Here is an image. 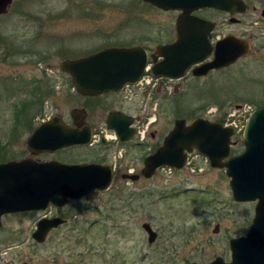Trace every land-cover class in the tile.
Instances as JSON below:
<instances>
[{
    "label": "rangeland",
    "instance_id": "1",
    "mask_svg": "<svg viewBox=\"0 0 264 264\" xmlns=\"http://www.w3.org/2000/svg\"><path fill=\"white\" fill-rule=\"evenodd\" d=\"M10 5L0 15V162L28 157L24 140L39 122L59 116L69 124V109L82 107L95 144L38 159L115 162L116 167L113 181L92 201L72 199L59 209L4 216L0 264H203L215 256L229 262L227 242L248 230L255 204L232 199L222 168L210 167L192 152L177 171L158 169L150 179L134 182L120 175L141 169L144 156L160 145L175 118L231 125L235 134L229 153L238 155L249 111L264 106V49L214 74V80L183 78L179 89L169 84L156 92L144 90L146 78L120 95L82 97L72 90L70 77L59 72L61 60L107 46L165 42L176 12L141 0H12ZM259 42L264 44L256 38L254 48ZM33 87L42 94L31 105L25 103L22 113L21 102L31 100ZM110 110L136 115L140 145L112 146L116 137L103 124ZM101 137L109 147L98 144ZM43 213H55L63 222L35 243L30 234ZM145 222L156 232L153 243L141 229Z\"/></svg>",
    "mask_w": 264,
    "mask_h": 264
},
{
    "label": "water",
    "instance_id": "2",
    "mask_svg": "<svg viewBox=\"0 0 264 264\" xmlns=\"http://www.w3.org/2000/svg\"><path fill=\"white\" fill-rule=\"evenodd\" d=\"M162 11L179 12L174 20L176 41L160 44L154 55L162 56L161 62L151 67L155 77H180L193 62L202 61L212 50V60L194 67L192 74L202 76L214 68L221 69L242 58L249 48L247 42L237 37H225L213 46L206 37L212 24L194 16L191 12L201 8L225 10L229 14L243 12L241 0H141ZM12 0H0V15H5ZM145 51L139 46H107L97 51L63 59L58 70L69 76L72 90L82 97H97L99 94L119 93L122 88L136 84L145 68ZM152 54V58H153ZM71 124L67 125L58 116L39 122L24 140V148L31 156L0 162V228L1 219L10 213L46 210L48 206L60 208L72 199L94 200L109 186L111 172L106 164L81 162L66 164L62 161L33 159L38 153L56 152L70 146L87 145L91 141V128L83 126L82 107L69 109ZM103 119L104 127L113 130L118 141L133 139L132 117L110 110ZM241 133L243 149L238 155H230L231 125L221 121L210 122L196 117L190 124L175 118L159 147L142 160V178H150L157 169H181L186 166L188 154H201L210 167L222 168L228 178L229 190L235 202H252L253 218L243 236L228 240L230 261L214 257L203 264H264V106L249 111ZM105 140L101 137V141ZM134 181L138 175H126ZM63 220L39 218L30 237L42 243L47 233L61 225ZM217 233V225H213ZM146 241L153 243L156 232L149 223L141 224ZM23 264H26L23 262ZM190 264H196L192 262Z\"/></svg>",
    "mask_w": 264,
    "mask_h": 264
},
{
    "label": "flooded vegetation",
    "instance_id": "3",
    "mask_svg": "<svg viewBox=\"0 0 264 264\" xmlns=\"http://www.w3.org/2000/svg\"><path fill=\"white\" fill-rule=\"evenodd\" d=\"M241 1H242V3H244L246 5L245 9L243 10V12H237V13L233 12V14H229L225 10H217L215 8H204L203 7L201 9L196 10V11L193 10L191 13L194 14V16L200 17V16L196 15V13L201 12L202 10L204 12H210L209 13V14H211L210 17H205L204 15L201 16V17L204 18L205 20L209 21L212 24V29H210L208 31L207 35H206V37L208 38L207 41H208V43L211 46H213V44L215 42L217 43L218 41H221L225 37H227V38L228 37H237L239 40L247 42L249 48H248L247 53L245 54L244 57L236 59L234 63H232L230 65H226L225 67H223L221 69L214 68V69H212L210 71H206V73L204 75H202V76H197L195 74H192L194 67H199V66L203 65V63L211 61L213 59L212 58V50L213 49H212L211 53L207 57L205 56L202 61L193 62V64H191L189 67L185 68V72H183V75L178 77V78H176V77L169 78V77H165V76L155 77L153 75V73L150 72V70H151V67L153 66V64L156 65V64L161 62L162 56L154 55L153 54L155 52L154 48L157 45H160V44L167 45V44H171V42H173V41H176V28H175V23H174V26H172L170 28V31H167L168 37H167V40L165 42L163 41V42H160V43H156L154 46L152 45V47L151 46L149 47V46L143 45V44H139L142 47L143 51L146 52L145 56H146L147 64H145V68L143 70V73L140 75V78L136 82V84H130V85L125 86L124 88H129L130 89L132 87H135V85H137L138 82H140V83H142L143 81L145 82L146 78L148 80H147V84L143 85L144 90H150V89L153 88L156 92H160L164 88L167 89V87H169V84H171L172 89H173V87L176 88V89H179L183 78L190 79V80H193V81L194 80H198L199 81V80L204 79V78L213 79L214 80L215 78H212L214 76V74H216L215 77H217V73L223 72V71H225L227 69H229V70L232 69V67H235L236 64H239V62L241 60L245 59L246 56L251 54L252 52H255V51L261 52V51H263V49H264V44L263 43L259 42L260 47H255V48L253 46V43H254L256 38H260V39L264 40V0H241ZM178 13L179 12H176V15ZM152 54H153V58H152ZM124 88H122V89H124ZM110 93H113V92L109 91L108 94H110ZM120 93H121V90H120L119 93H114V94L120 95ZM95 98H97V97H95ZM83 110L85 112L84 108H83ZM116 111L124 113L123 110H116ZM124 114H126V113H124ZM126 115H129V114H126ZM129 116L132 117L131 126L134 127V131H135L134 134H133V139H131L130 141L119 142L117 140L118 137L115 136L114 131L113 130H109L110 132L112 131L113 134H114V137H116V139L114 141H112V143H113L112 146H114V145L115 146H122L124 143H126V144L127 143H132V145H136V146L140 145V142H138V141H140L139 140V136H138V128L140 126L138 124H141V122L136 117V115H129ZM84 117L85 118H84L82 124H83V126L85 125V126H88L89 128H91V141L87 145L83 144V145H80V146L90 147L91 148V145L95 144L94 138H92V134H93L92 130H93V128H92L91 124L86 123V121H85L87 119L86 113L84 114ZM66 124L70 125L71 124V120H70L69 124L68 123H66ZM32 129H31V132H32ZM98 144H100L101 146L105 144L106 147H109V142H105V140H103V141L99 140ZM80 146H70L69 148H66V149H62L61 148V149L57 150L54 153L53 152L38 153V155L33 157V159L42 160V161H49L48 159H41V158L38 159V157H39V155L40 156L41 155L42 156H48V155L52 156V155H55V154L59 153V151L69 150L71 147L78 148ZM157 147H159V145H155V148H157ZM155 148L152 149L151 152H153L155 150ZM28 156H31L30 153L28 154ZM52 160L53 161H58V162H60V161L64 162L63 160H60V161L57 160V159H52ZM81 162H84V161H81ZM81 162L71 161V162H64V163H66V164H71V163L81 164ZM92 162H94V161H92ZM92 162H87V163H92ZM96 164L102 165V164H106V163L105 162H101V163H96ZM115 164H116L115 162L113 164H110V165L106 164V166H109L110 169H112L111 182L113 181L112 178H113L115 167H116ZM164 169H166V168H164ZM168 169H170V168H168ZM140 170H142V168ZM140 170H138V168H136V169L134 168L131 171L124 172L123 174L120 175V177L122 179H124V178H127L126 175L127 176L128 175H131V176L138 175V177L135 179L136 181L145 179V178H142L139 175ZM159 170H162V169H159ZM170 170H173V169H170ZM177 170H180V169H177ZM177 170H175V171H177ZM156 171H158V169ZM156 171H155V173H156ZM134 181L130 180V182H134ZM96 198H98V196ZM96 198H94V199H96ZM50 207H54V206H48L47 209L48 208L50 209ZM55 209H59V208H55ZM45 212H47V210ZM27 213H29V212H24V213L20 212V213H16V214L10 213V214H13V215L23 214L24 215V214H27ZM10 214L4 215V216H10ZM4 216L2 218H4ZM43 216H45V218H52L54 216L58 217V215H56L55 213H53L51 216L47 215L46 213L45 214L43 213ZM58 218L61 219L60 217H58ZM216 225L218 227V230H220L219 224H216ZM218 230H217V232H218ZM233 237H236V236H233ZM237 237H240V236H237ZM227 244H228V242H227Z\"/></svg>",
    "mask_w": 264,
    "mask_h": 264
},
{
    "label": "trees",
    "instance_id": "4",
    "mask_svg": "<svg viewBox=\"0 0 264 264\" xmlns=\"http://www.w3.org/2000/svg\"><path fill=\"white\" fill-rule=\"evenodd\" d=\"M35 88L33 87L32 90L29 91L30 95H31V100H28V101H25V102H21V105H25V103L28 105H31L32 103H34L36 100H39L38 97L42 94L41 92V88H39V90H35ZM27 105L23 106L20 108V110L22 111V113L24 112V108L26 107Z\"/></svg>",
    "mask_w": 264,
    "mask_h": 264
},
{
    "label": "built area",
    "instance_id": "5",
    "mask_svg": "<svg viewBox=\"0 0 264 264\" xmlns=\"http://www.w3.org/2000/svg\"><path fill=\"white\" fill-rule=\"evenodd\" d=\"M138 84H141L140 82H138ZM138 135L140 136V133L138 132ZM94 136V135H93Z\"/></svg>",
    "mask_w": 264,
    "mask_h": 264
}]
</instances>
